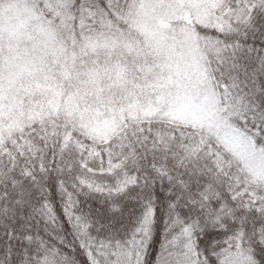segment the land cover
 I'll return each mask as SVG.
<instances>
[{
  "label": "snow or ice",
  "instance_id": "obj_1",
  "mask_svg": "<svg viewBox=\"0 0 264 264\" xmlns=\"http://www.w3.org/2000/svg\"><path fill=\"white\" fill-rule=\"evenodd\" d=\"M0 264H264V0H0Z\"/></svg>",
  "mask_w": 264,
  "mask_h": 264
}]
</instances>
